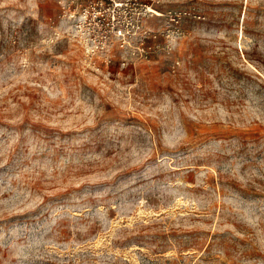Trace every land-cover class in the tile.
Listing matches in <instances>:
<instances>
[{"label": "rangeland", "instance_id": "374dc122", "mask_svg": "<svg viewBox=\"0 0 264 264\" xmlns=\"http://www.w3.org/2000/svg\"><path fill=\"white\" fill-rule=\"evenodd\" d=\"M0 264H264V0H0Z\"/></svg>", "mask_w": 264, "mask_h": 264}, {"label": "bare ground", "instance_id": "6f19581e", "mask_svg": "<svg viewBox=\"0 0 264 264\" xmlns=\"http://www.w3.org/2000/svg\"><path fill=\"white\" fill-rule=\"evenodd\" d=\"M151 11H153V12H154V10H151Z\"/></svg>", "mask_w": 264, "mask_h": 264}]
</instances>
